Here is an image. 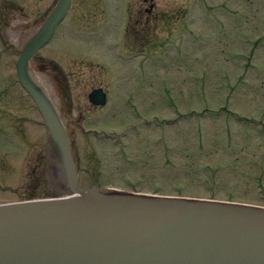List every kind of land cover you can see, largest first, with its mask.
Wrapping results in <instances>:
<instances>
[{"label":"rangeland","instance_id":"1","mask_svg":"<svg viewBox=\"0 0 264 264\" xmlns=\"http://www.w3.org/2000/svg\"><path fill=\"white\" fill-rule=\"evenodd\" d=\"M53 2L0 0V33L20 45ZM14 58L0 41V202L64 194ZM29 63L67 83L79 187L264 206V0H71Z\"/></svg>","mask_w":264,"mask_h":264},{"label":"water","instance_id":"2","mask_svg":"<svg viewBox=\"0 0 264 264\" xmlns=\"http://www.w3.org/2000/svg\"><path fill=\"white\" fill-rule=\"evenodd\" d=\"M68 2L55 1L15 63L47 126L64 194L0 203V264H264V206L77 186L67 134L27 72ZM88 98L101 102L103 92Z\"/></svg>","mask_w":264,"mask_h":264},{"label":"flooded vegetation","instance_id":"3","mask_svg":"<svg viewBox=\"0 0 264 264\" xmlns=\"http://www.w3.org/2000/svg\"><path fill=\"white\" fill-rule=\"evenodd\" d=\"M55 1V0H54ZM70 1L71 0H69V4H70ZM54 3V2H53ZM69 4H68V6H67V9L64 11V13H63V15L65 14V12L69 9ZM150 4H151V1H149V2H147V8H148V17H147V19H149L150 18V15L153 17V19H155V18H157L155 15H156V13H154L153 15L151 14V10H150ZM160 13H163V12H160ZM166 15H168L165 19H169L170 18V15H171V13H165ZM62 15V16H63ZM139 14L136 16V19H138L139 18ZM158 20V19H157ZM157 20H155V21H157ZM155 21H153V24H155ZM148 22H150V21H148ZM165 21L163 20L162 21V23H164ZM142 23V21H140V24ZM145 24H147V22L145 23L144 22V25ZM56 27V26H55ZM123 29V28H122ZM55 30V28L52 30V32H51V34H50V36H49V38L52 36V34H53V31ZM30 32V31H29ZM125 33V32H124ZM5 34V37L0 33V41H1V45H2V48H4L5 50H9V51H12V52H14L15 53V57H16V55H17V50L20 48V46L22 45V43H23V41L25 40V38L27 37V35L29 34H27L26 36H24V39L21 41V44L20 45H17V39H15V40H9L10 39V36H8V34L5 32L4 33ZM15 35L17 34L18 35V30H16V32L14 33ZM48 38V39H49ZM143 40H144V42H147L148 40V38H147V36H145V37H143L142 38ZM48 41V40H47ZM46 41V42H47ZM45 42V43H46ZM141 42V41H140ZM141 46H143V45H141ZM40 47V46H39ZM38 47V48H39ZM37 48V49H38ZM36 50V49H35ZM34 50V51H35ZM33 51V52H34ZM32 52V53H33ZM32 53H31V55H29V57H28V59H27V72H28V75H29V77L31 78V80L33 81H35V83L36 84H38L39 86H40V84H42L41 83V77H42V79L43 80H46L45 81V83H46V86H47V83L49 84V87H48V89H49V93L48 94H46V96H47V98L49 99V102L51 103V107H52V109L54 110V113H55V115H56V117L58 118V120H59V122H60V124L62 125V128L64 129V132L67 134V139H68V141H69V145H70V150H71V156H72V160H75V157H74V152H73V134H74V132L75 131H77V130H82L83 128H82V126H81V122L77 119V118H75L74 117V115H76L75 114V107L73 106V104H72V100H71V97H70V91H69V88H68V86H67V83L64 81V80H59L54 74H51L52 76V78H53V81H51V79L49 80V77H47V76H44L43 74H45L43 71L41 72V71H34L33 70V67H32V65H30V63H29V59H30V57L32 56ZM15 59V58H14ZM15 68V67H14ZM40 72V73H39ZM15 73H16V71H15ZM15 79L17 80V76H15ZM38 82V83H37ZM17 83H18V85L21 87V85L19 84V82H18V80H17ZM60 85H62V86H60ZM95 86H100L101 87V90H103L104 91V93H105V99H104V101L102 102V103H93V102H91V101H89L88 100V98H87V92L88 91H86V95H85V97H86V102H87V104L90 106V107H97V106H102L104 103H105V101H106V97H107V92H106V88L103 86V85H101V84H98V85H95ZM94 86V87H95ZM22 88V87H21ZM22 90L25 92V94L30 98V100H31V102H32V104L34 105V107L36 108V106H35V104H34V102H33V100H32V98H31V96L22 88ZM51 93H52V95H51ZM61 93H63L64 94V96L63 97H61L60 95H61ZM86 107H87V105H85ZM36 110H37V108H36ZM37 113H38V115H39V117H40V120H41V122H42V125H43V127H44V129L46 130V141H45V143H46V145H47V147H46V149H47V153H48V157H47V159L46 160H52L51 162H47V164H48V166H49V169H48V171H47V173L49 174V175H52L53 173H55V168H54V160H57L56 159V156H55V151H54V148L53 147H51L52 145H51V143H49V141H48V133H47V129H46V127H45V124H44V122H43V119H42V117H41V115H40V113L38 112V110H37ZM39 120V119H38ZM4 124V123H3ZM84 130V129H83ZM94 131V130H93ZM55 175H53V178H55L54 177ZM47 177H49V176H47ZM55 183V182H54ZM52 184L51 183V185H55V184ZM55 189V188H54ZM59 190H60V188H59Z\"/></svg>","mask_w":264,"mask_h":264},{"label":"bare ground","instance_id":"4","mask_svg":"<svg viewBox=\"0 0 264 264\" xmlns=\"http://www.w3.org/2000/svg\"><path fill=\"white\" fill-rule=\"evenodd\" d=\"M35 81H36V80H35ZM45 81H46V80H43L42 77H41V83H42V84H40V88H41V86H43V87L46 88V86H45V85H46ZM37 83H38V82H37ZM45 88H44V89H45ZM41 90H42V89H41ZM46 91H47V93H49V91H48L47 88H46ZM69 193H70V192H69Z\"/></svg>","mask_w":264,"mask_h":264}]
</instances>
